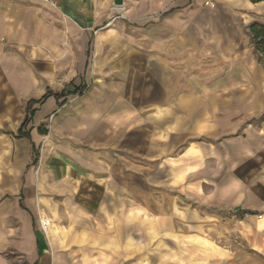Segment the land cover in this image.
Instances as JSON below:
<instances>
[{"label":"crops","instance_id":"0c3cea01","mask_svg":"<svg viewBox=\"0 0 264 264\" xmlns=\"http://www.w3.org/2000/svg\"><path fill=\"white\" fill-rule=\"evenodd\" d=\"M253 27L264 1L0 0V264H240V224L264 233Z\"/></svg>","mask_w":264,"mask_h":264},{"label":"rangeland","instance_id":"374dc122","mask_svg":"<svg viewBox=\"0 0 264 264\" xmlns=\"http://www.w3.org/2000/svg\"><path fill=\"white\" fill-rule=\"evenodd\" d=\"M264 87V83H263ZM264 89V88H263ZM250 90V89H249ZM255 90H259V88H255ZM252 91V90H251ZM37 156H39L37 150L33 151V166L36 165L37 161ZM36 170L35 172H38V168L35 166ZM39 223H40V218H39ZM238 235L240 236L239 238V243L235 244V247L239 249V257H240V264H264V256L256 254L254 255V250L251 249V247L255 246L257 249L262 248L264 245V241L262 237H264V233H260L257 229H247L246 225L243 223L240 224L239 226V231ZM246 236H249L253 241L255 240V244H250L248 243V240ZM14 255H12V253ZM252 254L255 256L254 259H248L247 254ZM7 256H9L12 260L11 264H26V261L22 259V255L18 251H10L7 252Z\"/></svg>","mask_w":264,"mask_h":264},{"label":"trees","instance_id":"16d2710c","mask_svg":"<svg viewBox=\"0 0 264 264\" xmlns=\"http://www.w3.org/2000/svg\"><path fill=\"white\" fill-rule=\"evenodd\" d=\"M253 2H260L264 0H251ZM255 39V48L261 56L264 64V27H253L252 29Z\"/></svg>","mask_w":264,"mask_h":264},{"label":"water","instance_id":"95a60500","mask_svg":"<svg viewBox=\"0 0 264 264\" xmlns=\"http://www.w3.org/2000/svg\"><path fill=\"white\" fill-rule=\"evenodd\" d=\"M126 0H113V5L116 9H122Z\"/></svg>","mask_w":264,"mask_h":264},{"label":"built area","instance_id":"2783aa9c","mask_svg":"<svg viewBox=\"0 0 264 264\" xmlns=\"http://www.w3.org/2000/svg\"><path fill=\"white\" fill-rule=\"evenodd\" d=\"M119 18H124L122 15H118V16H116L115 18H114V20H116V19H119Z\"/></svg>","mask_w":264,"mask_h":264}]
</instances>
